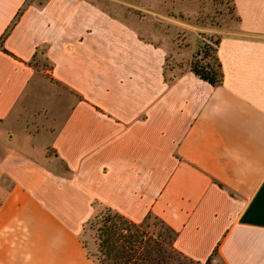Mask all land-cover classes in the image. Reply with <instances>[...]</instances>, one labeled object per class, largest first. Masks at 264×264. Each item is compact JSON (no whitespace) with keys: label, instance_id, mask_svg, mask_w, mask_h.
Instances as JSON below:
<instances>
[{"label":"crops","instance_id":"1","mask_svg":"<svg viewBox=\"0 0 264 264\" xmlns=\"http://www.w3.org/2000/svg\"><path fill=\"white\" fill-rule=\"evenodd\" d=\"M31 1L0 0V264H95L99 205L264 264V0H233L217 87L95 0Z\"/></svg>","mask_w":264,"mask_h":264},{"label":"rangeland","instance_id":"2","mask_svg":"<svg viewBox=\"0 0 264 264\" xmlns=\"http://www.w3.org/2000/svg\"><path fill=\"white\" fill-rule=\"evenodd\" d=\"M42 0H32L38 3ZM108 8L111 15L131 23L142 35L165 45L170 54L168 67H191L193 62L217 67L216 43L236 30L233 0H95ZM207 45V47H206ZM206 47V49H205ZM182 52L188 60H177ZM205 52V53H204ZM44 63V62H43ZM41 63V64H43ZM46 65L47 64H43ZM106 206L96 207L84 223L80 240L95 261L96 219L106 212ZM150 230L164 233L162 223L149 217ZM213 264H225L218 256Z\"/></svg>","mask_w":264,"mask_h":264},{"label":"trees","instance_id":"3","mask_svg":"<svg viewBox=\"0 0 264 264\" xmlns=\"http://www.w3.org/2000/svg\"><path fill=\"white\" fill-rule=\"evenodd\" d=\"M22 11L23 8L18 11L12 25ZM11 27L0 37V44ZM219 43L220 39L216 43V68L197 61L190 67L194 74L213 87L222 85L224 80L222 64L217 55ZM106 208L107 213L100 215L95 221V264H213L214 257L218 256V248H215L205 261L191 258L177 249V232L159 218L155 217L162 223L165 233L162 230H150L146 220L154 217L152 215L136 222L110 207Z\"/></svg>","mask_w":264,"mask_h":264}]
</instances>
